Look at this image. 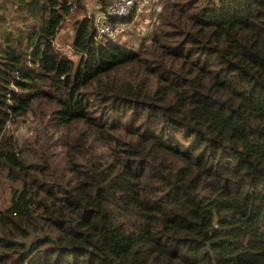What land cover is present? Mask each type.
I'll return each instance as SVG.
<instances>
[{"label":"trees","instance_id":"16d2710c","mask_svg":"<svg viewBox=\"0 0 264 264\" xmlns=\"http://www.w3.org/2000/svg\"><path fill=\"white\" fill-rule=\"evenodd\" d=\"M83 3L0 0V264H264V0Z\"/></svg>","mask_w":264,"mask_h":264},{"label":"rangeland","instance_id":"374dc122","mask_svg":"<svg viewBox=\"0 0 264 264\" xmlns=\"http://www.w3.org/2000/svg\"><path fill=\"white\" fill-rule=\"evenodd\" d=\"M158 1V0H157ZM83 4L86 7L87 13H91L94 11V2L95 0H83ZM143 13L144 16L140 17V21L143 22V29L144 31H133V27H130L129 29H127L126 31H124L122 34H120L118 37V41H122V39L124 40V36L123 35H128L130 37L134 36V38L131 39V41L133 42H140L141 40L145 39V37H147V35L149 34V31H146L149 27V24L147 23L144 17L146 18H155L156 13L154 12V10L152 9V5H150L149 10H144ZM138 16V11L136 10L135 12ZM78 15V14H76ZM148 24V25H147ZM147 25V26H146ZM133 31V32H131ZM139 33V34H138ZM73 35V29H72V24L70 20H64L61 27L59 28V30L57 31L56 35L53 38V43L54 45L58 48L61 49L62 52H66L67 53H71V38ZM120 37H122L120 39ZM127 39H130L129 37ZM69 55V54H68ZM72 56L74 57V59H76V57L74 56V54L72 53ZM8 128L15 134H19V135H23V136H28L30 134V124L28 122H16L14 124H9ZM7 198H8V192L6 189L5 185H1L0 184V207L3 208L7 205Z\"/></svg>","mask_w":264,"mask_h":264},{"label":"built area","instance_id":"2783aa9c","mask_svg":"<svg viewBox=\"0 0 264 264\" xmlns=\"http://www.w3.org/2000/svg\"><path fill=\"white\" fill-rule=\"evenodd\" d=\"M155 0H111V3L104 11H97L95 14V32L92 37L94 41L102 37L117 39V37L129 29L130 23H126L124 19L128 18L132 12L133 18L138 16L145 10H149L150 5ZM138 11V16L135 13Z\"/></svg>","mask_w":264,"mask_h":264},{"label":"crops","instance_id":"0c3cea01","mask_svg":"<svg viewBox=\"0 0 264 264\" xmlns=\"http://www.w3.org/2000/svg\"><path fill=\"white\" fill-rule=\"evenodd\" d=\"M143 13H145V12H142L139 16H138V18H131L130 19V21L128 22V24L130 23V26L131 27H133L134 29H133V31L135 32H137V31H144V29H143V22L142 21H140L141 19H140V17L141 16H144V14ZM145 19H143V20H146L147 21V23L149 24V27H148V29L146 30V31H150V30H152L153 29V25H152V21H154L153 20V17L152 18H146V17H144ZM147 24V25H148ZM146 25V26H147ZM133 31H131V32H133ZM122 34V33H121ZM139 34V33H138ZM124 36V40L122 39V41H120V42H125V43H128V44H132V42L133 41H131V39L132 38H134V36H132V37H130V36H128V35H123ZM130 38V39H127V38ZM119 38V37H118ZM117 38V39H118ZM122 37H120V39H121Z\"/></svg>","mask_w":264,"mask_h":264}]
</instances>
